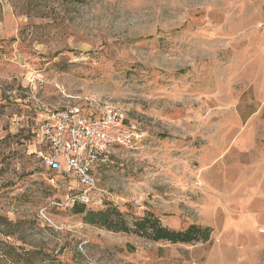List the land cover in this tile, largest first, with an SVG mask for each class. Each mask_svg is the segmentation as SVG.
<instances>
[{
    "label": "rangeland",
    "instance_id": "374dc122",
    "mask_svg": "<svg viewBox=\"0 0 264 264\" xmlns=\"http://www.w3.org/2000/svg\"><path fill=\"white\" fill-rule=\"evenodd\" d=\"M108 105L144 133L97 171L101 205L195 245L57 207L41 113ZM264 264V0H0V264ZM9 249V248H8Z\"/></svg>",
    "mask_w": 264,
    "mask_h": 264
},
{
    "label": "built area",
    "instance_id": "2783aa9c",
    "mask_svg": "<svg viewBox=\"0 0 264 264\" xmlns=\"http://www.w3.org/2000/svg\"><path fill=\"white\" fill-rule=\"evenodd\" d=\"M37 108L41 113L38 138L48 146L47 153H40L50 175L48 184L59 186V176L75 183L67 185L69 193L57 207L101 205L96 199L98 169L108 165L113 149H134L144 135L121 111L108 105L91 102L87 111L76 106L51 110L41 103Z\"/></svg>",
    "mask_w": 264,
    "mask_h": 264
},
{
    "label": "trees",
    "instance_id": "16d2710c",
    "mask_svg": "<svg viewBox=\"0 0 264 264\" xmlns=\"http://www.w3.org/2000/svg\"><path fill=\"white\" fill-rule=\"evenodd\" d=\"M74 1L84 2L85 0ZM71 210L75 215L82 216L85 224L113 233L135 235L155 243L167 242L170 244L195 245L208 242L213 233L210 227H202L195 224L183 230L170 229L164 226L160 219L150 213L136 218L130 223L126 219V216L112 205L102 210H90L83 204H75ZM9 251H15V249L6 245L2 251V257L11 258L13 264H18V255L12 254Z\"/></svg>",
    "mask_w": 264,
    "mask_h": 264
},
{
    "label": "crops",
    "instance_id": "0c3cea01",
    "mask_svg": "<svg viewBox=\"0 0 264 264\" xmlns=\"http://www.w3.org/2000/svg\"><path fill=\"white\" fill-rule=\"evenodd\" d=\"M127 121V120H126ZM128 122V121H127ZM142 134H144V133H142Z\"/></svg>",
    "mask_w": 264,
    "mask_h": 264
}]
</instances>
